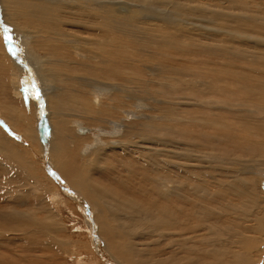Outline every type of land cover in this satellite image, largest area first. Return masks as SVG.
<instances>
[{
	"label": "bare ground",
	"instance_id": "1",
	"mask_svg": "<svg viewBox=\"0 0 264 264\" xmlns=\"http://www.w3.org/2000/svg\"><path fill=\"white\" fill-rule=\"evenodd\" d=\"M218 1L238 12L214 0H0L1 118L31 143L43 131L41 94L18 89L19 33L46 78L48 164L117 264H264V182L252 178L264 166V0L255 11ZM136 103L148 112L130 113ZM9 141L0 133V167L37 198L28 212L0 208V264H53L68 243L50 185Z\"/></svg>",
	"mask_w": 264,
	"mask_h": 264
},
{
	"label": "rangeland",
	"instance_id": "2",
	"mask_svg": "<svg viewBox=\"0 0 264 264\" xmlns=\"http://www.w3.org/2000/svg\"><path fill=\"white\" fill-rule=\"evenodd\" d=\"M254 2L255 1L247 0V3L249 5V11L257 10L255 7H253ZM256 2H258V1H256ZM211 3H212V5H211ZM211 3L208 2V4H210V6H213V8H217V10L218 9L222 10V12H224V10H225V12H224L225 14H227L230 11L236 10V8H232V7L230 8L228 6V4L227 5L222 4V2H220L218 0H214V2H211ZM262 4H264V3L260 2L259 6L262 7L263 6ZM250 6H252V7H250ZM218 7H220V8H218ZM201 8L204 9L203 7H201ZM221 8H224V9H221ZM228 9H229V11H228ZM203 11H204V13H206L207 10L204 9ZM236 12H238V11L236 10ZM198 23L203 24V21H201V22L198 21ZM217 23H223V21L219 19L217 21ZM14 38H15V40L14 41L11 40V43L13 44L14 47L17 45V47H15V50H16V54H17L18 58L21 61V62H19L20 66H21V68H23L24 64H26V66L29 70L28 73L22 75V78H23L22 81L23 82H22L20 88H18V89L21 91V93H23L25 95H31L32 93H34L35 95L41 94L42 99H38L41 104L39 105L40 106L39 108H36L35 116H37V119H36L37 125H38L37 129L40 127L41 124L43 126V128L41 127V129L43 130L41 132H44L43 133L44 138H42L41 136H39V134H37L39 140H37L35 143H31V141H29L27 138L24 137L22 132H20L18 129L14 130L11 127V125L7 124L4 120H2L1 115H0V133H2L3 136L5 135V137L8 140H10L9 142H11V143L15 142L14 143L15 145L16 144H17V146L19 145L20 147L19 146L18 147L21 148L22 150H24V148H25L26 151L25 150L24 151H25V154L28 155L27 157H29V160H32V163L34 165H37V166H34V165L32 166V170H34V172H35L34 174L40 176L43 179V181L45 182V184H47L48 186L50 185L49 186L50 188L46 187V188H48L47 190H50L49 194H48V201L51 202L53 210L56 211V215H57V217L55 216L56 222L57 223L60 222V225L62 224L61 226L63 227V231L58 230L57 233H59V234L57 235V237L60 239H63L61 241H65L68 243V246L65 245V246L59 248V250H58L60 253L59 258L56 257L55 260L53 261V264H55V263H57V264H95L93 257L91 256L90 247L93 248L94 250H97L99 253H101L103 257L105 256V258H107V260L110 261L112 264H117L116 261L115 260L113 261L111 256L105 251L104 247L100 243L101 242L100 239H98V237H96L95 228L93 227V229H92L89 227V225H91L90 222H88V220H86L84 218L85 216H87L88 219L90 217L89 214L87 213V211H85V207L83 206L84 214H85L83 217V211H82L83 209L80 206L81 205L80 202L78 201L76 204L71 203L73 201L70 200L68 196L66 197V195L61 191V188L58 187L56 182L49 176V174L47 173L46 169L43 166L45 163V160L43 159L42 156L44 154L46 155L47 160L49 161V156H48L49 154H47L48 151L44 149L45 147L46 148L48 147V144H47L48 142H46V140L48 139L49 135L47 133V127L44 124V121L42 122L40 119V116H42V118H43L44 115H46V113H47L46 108H45V105H46L45 104V101H46L45 98L46 97H45V91H44V85L46 82V78L44 77L43 74H40L36 68L39 65L41 66L40 57H39V55L34 53L33 47L30 44L29 40L26 41L24 39L23 35H21L19 33H17L14 36ZM7 40H9V37ZM4 44L7 45V41L4 42ZM18 44L21 46V48L18 47ZM22 48L23 49H29L31 51V54L30 55H22L24 53V50ZM247 58L250 59L251 57L248 56ZM30 80H32L33 83H30ZM98 91H99V93L104 92L101 89H98ZM12 93L14 94V92H12ZM12 93L10 94L9 92H7L6 95L9 94V96L10 95L12 96L13 95ZM14 97H13V99L15 101V104L17 105L18 99L16 96H14ZM7 99H8V97H7ZM141 105H144V104L143 103L134 104L130 108V113L138 116L141 112L142 113L148 112V107L145 109H141L140 112L137 111L135 106H141ZM141 107H143V106H141ZM44 109H45V111H44ZM20 110L29 116L30 121L33 120V114H32L33 110L30 108H27V104L21 105ZM1 112H2V115L4 117L5 111H2L1 107H0V114H1ZM38 114H40V116H38ZM28 116H27V118H28ZM32 123H34V122L32 121ZM10 138H12L13 140ZM101 139L102 140L107 139V140L114 141L117 138L114 136H111L109 134V130H105V132L102 134ZM25 145H26V147H25ZM23 146H24V148H23ZM26 148H28V149H26ZM29 148H30V150H29ZM51 157H52L51 159L53 161L56 160L55 154H54V156H51ZM52 169L56 172V170L54 168H52ZM8 170H9V172H8ZM39 170H41L42 172ZM13 173L14 172L11 171V167H6L5 165H2L0 167V198H2L0 200V208L1 209H5V208L7 209L8 208L10 210L14 209L17 211L21 210L22 212H28L29 209H31V208L33 209L35 206V201L37 198L36 195L34 194L35 191L33 189H31V187H27L28 185L26 183L22 184V182H21V184H20L19 183L20 181H18L16 177H11V175ZM56 173L58 174V172H56ZM254 174L255 175H252V178L254 179L255 182H258L259 180L264 182V166H255ZM59 177H60V175H59ZM62 180L65 182L64 179H62ZM263 185H264V183L261 184V187L259 190H261L264 193V186ZM54 186H56V187H54ZM55 188L58 190H55ZM42 193L43 192H40V194H42ZM10 194L11 195H13V194L18 195V198L20 200L18 205L17 204L15 205L11 202V199H9ZM53 194H54V197L58 196V197H56V198H58L57 200L54 199L53 196H52L53 198H49V196L51 197V195H53ZM60 197H62V198L60 199ZM82 199L84 201V204L86 206H88L85 199L84 198H82ZM63 202H65V203H63ZM70 203H71V205H70ZM66 206H68V207H66ZM68 210L70 212L74 213V215L70 214V212ZM81 214H82V216H81ZM59 216H60V218H59ZM37 217L41 218L42 217L41 213L37 212V215H35V218H37ZM63 235H64V238H63ZM93 236H95V237H93ZM144 241H145V239H144ZM40 251H41V254H43V255L46 253V251L48 252V250H46L45 252L43 250H40ZM51 251L56 254V251H57L56 247L52 248ZM61 255H62V257H60ZM96 255H97V253H96ZM10 256L13 257L12 254H10ZM97 259H98V263L106 264V262L103 261L101 259V257H98V255H97Z\"/></svg>",
	"mask_w": 264,
	"mask_h": 264
},
{
	"label": "water",
	"instance_id": "3",
	"mask_svg": "<svg viewBox=\"0 0 264 264\" xmlns=\"http://www.w3.org/2000/svg\"><path fill=\"white\" fill-rule=\"evenodd\" d=\"M0 31H1L2 35L6 38V33L7 32L5 33V31H7V28L5 26H3V24H1V26H0ZM41 126H42V124L40 125V127ZM42 128H43V126H42ZM37 131H38L39 136H41L42 138H44V135H43L44 132L42 133L39 130H37ZM44 149L47 150L46 147ZM42 157L45 160V163L43 165L44 168L46 169V171L49 174V176L56 182V184L61 187V191L66 196H68L69 198H71L75 202V204L78 201L80 202L81 201V198H79L76 194H74L72 191H70V189L65 185L64 181L59 177V175L49 166L46 155L44 154ZM93 237H95V236H93ZM101 259L103 261H105L107 264H112L110 261L107 260V258H103V256H101Z\"/></svg>",
	"mask_w": 264,
	"mask_h": 264
}]
</instances>
